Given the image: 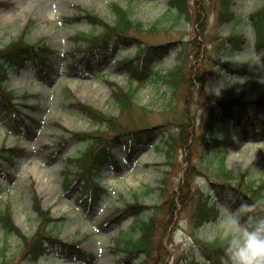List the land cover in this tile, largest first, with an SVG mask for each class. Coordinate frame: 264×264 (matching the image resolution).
<instances>
[{
	"label": "rangeland",
	"instance_id": "1",
	"mask_svg": "<svg viewBox=\"0 0 264 264\" xmlns=\"http://www.w3.org/2000/svg\"><path fill=\"white\" fill-rule=\"evenodd\" d=\"M6 1L10 2L11 6L0 5V47L16 39L26 28L30 42L45 40L58 52L53 56L54 64L49 81L40 82L33 75L31 66L28 65L27 69L13 75L7 83L8 89H13L19 95L18 101L28 105L20 104L24 113L30 112L34 120L31 121L30 130L20 137L11 135L6 125L0 122V145L5 143L8 146L17 145L23 148V155L20 158L5 164V169L11 173L3 178L6 182L0 180V212L6 205H10L16 224L24 232L33 233L38 224L37 213L33 207V196L37 194L42 199L43 209H49L55 217H64V220L60 221L55 228L59 238L69 241L77 240L84 249L95 251L94 264H117L125 255V252L114 246L121 229L117 221L105 224L103 220L105 217L111 218L117 206H124L125 200L140 201L146 207L145 215H150L156 222L152 235L154 247L145 263L193 264L187 263L189 256L194 253L190 245L195 244L189 238L193 227L190 223V209L194 208L200 199H207L209 195L208 191L201 187L203 181L207 182L210 189L215 186L214 178L208 175L210 171L205 170L206 174L199 167L202 158L196 149L197 144L194 146L190 144L193 147L191 154L187 151V147L185 151L179 146H176L173 153L177 167L169 175L172 183L168 180L165 192L171 193V184L176 186L179 182H186L183 176H180V179L178 176L181 159L184 157L186 164L188 162L186 154H190L198 171L190 176L189 188L182 193L183 211L179 214L178 221L176 216L173 221H169V214L177 212L176 203L168 195L164 196L159 189L161 180L170 169L165 164L168 147L166 142L160 141L159 148H155L152 142L141 145L130 160H122L121 171H115L106 166L102 181L109 189V194L104 195L89 212L77 203L78 191L67 190L63 186L61 173L64 165L62 155L75 154L82 145L70 140L64 146L63 152L54 157H51L50 149H46L44 145L47 143L54 147L56 135H61L65 131L54 124L56 120H60L68 129L97 128L85 115L71 107V102L83 101L108 114L118 115L119 109L111 96L112 89L105 83L104 78L116 81L125 87L137 88V104L155 112L146 117V123L172 119L174 114H179L182 106H186L188 108L187 122L192 121L194 130L199 132L202 131L208 105L215 106L218 103L217 99L244 97L246 101H254L260 96L264 97V62L262 61L264 46L257 47L255 43L256 31L250 17L251 14L260 11L264 6V0H232L230 9L239 17L236 18L237 21L230 20L224 23L219 19L223 0H195V3L194 0H187L190 15L176 24H172L171 18L164 17L169 0H135L134 3L130 0ZM197 1L200 6L196 3ZM114 2L124 7H132L133 18L142 21L146 28L150 27L154 21H160L162 29L156 33L147 31L143 35L144 38L154 43L172 40L175 44L166 56L157 60L155 63L157 71L165 73L182 60L188 66L195 64L197 68L205 71L204 94H201L200 88H192L188 91V98L185 100L180 98L177 107L172 109L185 87L178 89L176 95L162 80L156 82L149 79L143 82L129 80L127 73L116 67V60L112 56L106 59L103 73L92 74L77 69L68 71L67 65L71 62V55L67 51L75 45L72 36L79 30L88 32L96 31V28L92 27L87 20L68 24L64 22V19L82 15L81 11L85 9L112 21L115 16L111 5ZM198 18L202 19L198 20ZM30 22H32L31 25H29ZM170 25H173V28ZM202 30L208 33L207 39L201 33ZM231 32L246 37L242 50L231 53L228 49H221L216 58L203 60V55H200L198 60L201 47H209L208 50L213 55L216 45L214 37L227 36ZM197 36L203 44L198 43ZM119 51V57H131L136 48L135 46L124 48L122 45ZM214 63L217 67L231 63L237 69L244 67L246 72H234L230 75L229 70L224 68L219 76H215ZM4 112V110L1 111L2 115ZM139 112L140 110L137 114ZM249 112L258 113V116L264 119V109L257 112L254 106H250L245 115ZM252 128L253 125L250 122L246 123L243 117H238L233 121H224L223 129L225 130L221 129L219 135H228L233 139L226 158V168L234 174L250 169V177L255 180V183H260L264 179V136L248 135ZM163 129L174 130V127L168 124ZM173 132L176 133V129ZM114 152L118 157L123 158L126 154L123 146L115 148ZM0 175L3 174L0 173ZM150 186L154 187V191L149 190ZM214 194H216L215 190L212 195ZM163 199L165 200L161 202ZM232 200L228 197L216 202L220 215H226L228 210L237 214L238 209L233 208ZM242 205L247 203L244 202ZM244 209L247 208H239V210ZM125 222L126 227L128 222ZM225 227L223 223L207 224L200 231L199 237L206 241L216 237L221 238ZM3 252L5 255H2ZM23 252L25 251L20 249L19 240L15 236H11L6 244L0 227V264H80L73 253L62 254V251L58 249H51L37 261L26 259ZM142 254V251L135 253L128 264H141ZM194 264L211 263L204 258Z\"/></svg>",
	"mask_w": 264,
	"mask_h": 264
},
{
	"label": "trees",
	"instance_id": "2",
	"mask_svg": "<svg viewBox=\"0 0 264 264\" xmlns=\"http://www.w3.org/2000/svg\"><path fill=\"white\" fill-rule=\"evenodd\" d=\"M225 1L220 21H230L236 20V13L230 9L231 0ZM115 21L114 23H108L101 19L100 17L87 12L86 17L93 24H100L103 28L101 36L81 34L83 40H86V43L91 45L92 48L99 47L102 43L106 42L107 38L115 37L116 40H122L126 44L136 43L137 52L136 56L138 61L136 63L132 61L125 62L126 68L129 70L130 79H137L141 81L144 76H147L150 70L153 68L151 66L152 56L155 53H162L166 51L167 45H157L152 43H146L142 39L143 32L150 31V33L158 32L161 30L159 20L152 24L148 29L143 28L141 21L131 18L129 9H124L120 6L115 5ZM189 14L188 3L186 0H169V8L166 11L164 17L166 19L171 18L172 24L180 23L182 18H187ZM251 19L256 27L257 31V46H264V6L260 9L259 12L251 14ZM199 19V18H198ZM201 19V18H200ZM199 19V20H200ZM173 28V25H170ZM167 28V27H165ZM104 36V37H103ZM98 37V38H97ZM244 38L240 35H237L235 32H232L228 37H218V47L215 50L216 52L223 48V46H228L226 43H229L232 46V52H236L241 49ZM30 44L25 41L24 37L11 44L0 52H6L9 50V55L6 59L0 60V86L2 82L6 79V74L10 70L9 65H17L19 67L24 59L31 60H48L50 58L49 54L52 51L45 43ZM162 51V52H161ZM53 52V51H52ZM208 58H211V55L206 53ZM16 57V59H14ZM264 60V57H263ZM122 62L120 63V67ZM119 66V65H118ZM228 70L235 72H243L244 70L235 69V66L231 63L225 65ZM185 63L182 61L180 64L176 65L173 69L169 71L166 75V81L170 84V88L174 94L177 95L178 89L185 90L181 92L176 104L172 107L175 109L180 98L184 100L188 98V90L195 88L198 84L199 91L201 94L205 93L206 90V77L205 71L197 68L195 64L191 65L188 68H185ZM123 68V67H122ZM214 74L219 75L221 68L214 70ZM234 72V71H232ZM113 88L112 91V100L114 104L118 107V115L108 114L100 109H96L89 104L79 103L78 105L84 110V112L98 125V128L91 132H74L73 135L81 138L82 141H85L87 144L85 150L74 159H69L68 170L75 168L77 180H81L84 184L82 190L86 193L94 185H99L98 177L103 170V166L107 161L111 159V152L109 151V146L112 147L115 145L113 140L117 142L123 141L129 148H132L138 141L142 140H151L155 137L157 133L164 130V125L171 124L176 129V133L169 131L168 138L166 139L162 136L168 148L166 149V163L170 166V170L167 175L161 180L160 190L164 196H169L177 206L180 207L183 203L182 193L189 188V183L184 182L179 185L178 189H175V185L171 184V193L170 191L165 192L166 184L168 180L170 181L169 175L171 171L176 169V165L173 164V153L176 146L183 148L184 150L187 147V151L191 154L195 144L196 149L199 152V155L202 158L199 167L204 170H209L210 174L216 184L221 186L220 194L226 196L230 191H233L237 198V204L241 202V198L245 197L249 205L255 204L254 209H249L248 214L253 216L264 215V179L260 183H255V180L250 177L251 170H245L238 175L233 174L231 171L227 170L225 165V158L228 153L229 147L232 143L229 137H219L216 132L221 129L222 121L227 117L234 118L244 117L245 112L248 111L249 104L252 101H246L244 97L232 98L219 100L215 106L208 105V113L203 123L202 131H195L193 128V122H187L188 108L182 106L183 108L179 114H174V118L167 119L163 122L161 119L160 122L156 121L155 123H146V117L150 114L155 113L154 111L147 110L146 107L140 106L136 102V91L135 87H122L116 83L109 82ZM8 100L9 97L12 98L13 92L8 91ZM257 107H264V97L261 96L258 99L254 100ZM140 112L137 114V111ZM250 114V113H249ZM189 119H192L189 117ZM249 122H251L254 127L257 128V131H264V119L256 115L250 114ZM207 132V134H206ZM208 132H213L214 134L208 135ZM190 144L192 146H190ZM186 151V150H185ZM190 154L188 156V162L184 171L185 179L189 174H195L197 171L195 163L192 161ZM11 158L12 156L8 154L5 148L0 149V157ZM210 156V158H209ZM75 161V162H73ZM193 162L194 164H192ZM215 165V166H214ZM171 182V181H170ZM172 183V182H171ZM174 185V187H173ZM148 188V187H147ZM150 188V187H149ZM148 190V189H147ZM150 190V189H149ZM148 192V191H146ZM180 198L178 200V198ZM166 199V198H165ZM164 199V200H165ZM34 206L40 217V225L37 232L31 238L27 237L21 229L15 224L13 220V213L10 209V206H7L0 214V221L2 227L7 234H17L21 236L28 246V250L32 254H36L42 250V239H49L51 241H58L56 239V232L53 231L52 227H49V223L52 220L49 210H44L40 203L39 197H34ZM201 202V201H200ZM139 206L136 205V207ZM135 207V208H136ZM138 208V207H137ZM183 209V207H181ZM175 210V208H173ZM246 213L243 212L240 214L244 216ZM217 219L216 208L206 202L198 203L196 207L191 210V220L192 224L197 228V226L204 224L209 221H215ZM109 221V219L107 220ZM155 221L154 218H151V222L148 223L143 221L141 224L142 234L139 240H128L126 238L127 233H121L117 238V245L120 248H123L131 253V249L145 250L148 253L149 230L154 228ZM43 229V230H42ZM30 240V241H29ZM45 244V243H44ZM68 247L74 250L78 255L86 256L88 253L76 248L75 243H67ZM226 246V240L216 237L214 241L210 242L205 248L204 252L207 255L216 254L218 264H221L220 257L223 254L224 247ZM66 248V247H65ZM3 254H5L3 252ZM79 255V256H80ZM85 258V257H83ZM87 258V257H86ZM85 258V259H86Z\"/></svg>",
	"mask_w": 264,
	"mask_h": 264
},
{
	"label": "clouds",
	"instance_id": "3",
	"mask_svg": "<svg viewBox=\"0 0 264 264\" xmlns=\"http://www.w3.org/2000/svg\"><path fill=\"white\" fill-rule=\"evenodd\" d=\"M201 187L212 191L206 181ZM241 207L254 209L256 205ZM221 223L226 225L221 233V238L226 240L221 264H264V215H249L242 220L240 215L228 210Z\"/></svg>",
	"mask_w": 264,
	"mask_h": 264
},
{
	"label": "bare ground",
	"instance_id": "4",
	"mask_svg": "<svg viewBox=\"0 0 264 264\" xmlns=\"http://www.w3.org/2000/svg\"><path fill=\"white\" fill-rule=\"evenodd\" d=\"M37 2H42V0H37Z\"/></svg>",
	"mask_w": 264,
	"mask_h": 264
}]
</instances>
